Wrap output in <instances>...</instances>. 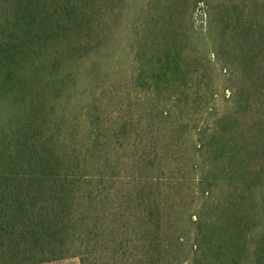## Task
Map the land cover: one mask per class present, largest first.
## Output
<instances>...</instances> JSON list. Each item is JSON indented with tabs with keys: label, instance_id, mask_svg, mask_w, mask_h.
Masks as SVG:
<instances>
[{
	"label": "trees",
	"instance_id": "1",
	"mask_svg": "<svg viewBox=\"0 0 264 264\" xmlns=\"http://www.w3.org/2000/svg\"><path fill=\"white\" fill-rule=\"evenodd\" d=\"M128 1L0 0V264L72 257L79 264H187L190 258L223 264L229 257L232 264H255L243 220L230 218L229 229L219 225L208 232L191 214L188 229H180L186 212L175 208L196 193L193 179L177 175L190 151L173 148L178 129L168 112L148 117V134L132 121L103 119L98 96L90 106L71 109L78 70L90 52L109 49ZM178 3L210 9L208 0ZM250 3L254 20L241 0L225 1L219 17L227 27L237 26L248 45L241 56L252 57L250 67L240 73L253 82L254 98H261L264 68L252 66L256 49H264V0ZM170 36L173 46L177 36ZM102 56L110 63L112 53ZM192 94L198 96V89ZM197 132L194 157L207 139L205 130ZM203 181L200 195L209 196Z\"/></svg>",
	"mask_w": 264,
	"mask_h": 264
},
{
	"label": "rangeland",
	"instance_id": "2",
	"mask_svg": "<svg viewBox=\"0 0 264 264\" xmlns=\"http://www.w3.org/2000/svg\"><path fill=\"white\" fill-rule=\"evenodd\" d=\"M208 1L210 14L202 4L182 7L179 0H129L123 14L117 16L119 27L113 26L109 49L90 52L78 70L70 93L71 109L90 106L98 96L102 101L98 115L103 119L112 116L132 121L138 132L148 134V117L156 118L161 110L168 112L178 129L173 148L190 151L177 175L193 179L196 193L175 208L186 212L180 229H188L185 219L189 221L191 214L201 218L208 232L219 225L229 229L230 218L243 220L248 237L252 236L247 243L250 256L257 252L252 256L255 264H264V92L261 90V98H254L253 82L240 73L244 66L250 67L252 57L241 56L248 45L237 36L238 27H227L219 17L228 0ZM241 1L243 10L252 16L251 0ZM254 15L262 13L256 10ZM171 32L177 36L173 46ZM256 51L252 67L264 68V49ZM105 53H112L110 63L98 57ZM194 87L198 96L192 94ZM226 121L230 123L227 127ZM198 128L206 131L207 139L203 152L194 157ZM167 134L166 126L161 142ZM202 180L209 196L200 195L198 183ZM242 261H246L244 257ZM232 262L229 257L223 264ZM195 263L191 258L187 262ZM47 264H79V259Z\"/></svg>",
	"mask_w": 264,
	"mask_h": 264
}]
</instances>
